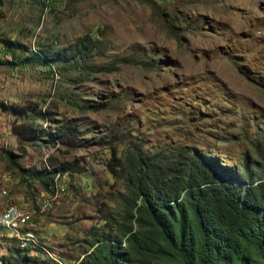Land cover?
<instances>
[{
  "label": "rangeland",
  "instance_id": "rangeland-1",
  "mask_svg": "<svg viewBox=\"0 0 264 264\" xmlns=\"http://www.w3.org/2000/svg\"><path fill=\"white\" fill-rule=\"evenodd\" d=\"M43 49L61 60L0 65V213L17 203L22 224H37L28 238L2 233L0 257L21 240L36 264H78L96 239L129 226L123 164L131 147L190 144L231 166L257 165L264 0L0 1V60ZM16 103H35L31 114L50 110L53 122L37 119L50 131L75 127L76 146H21L9 109ZM48 163L70 168L45 190L38 171Z\"/></svg>",
  "mask_w": 264,
  "mask_h": 264
},
{
  "label": "trees",
  "instance_id": "trees-1",
  "mask_svg": "<svg viewBox=\"0 0 264 264\" xmlns=\"http://www.w3.org/2000/svg\"><path fill=\"white\" fill-rule=\"evenodd\" d=\"M18 47L27 50L22 43ZM20 56L0 60V65L53 66L61 60V52L45 49ZM9 109L17 114L12 130L21 146L37 140L76 146L75 127L62 124L53 132L37 124L38 118L54 121L50 110L31 114L35 103ZM7 154L19 164L16 154ZM249 160L231 166L220 155L190 144L160 150L131 147L123 164L131 223L119 234L96 239L78 264H264V150L255 167ZM47 165L38 176L50 190L56 172L70 167ZM18 246L24 249L1 256L0 264L38 263L33 246H23L21 240Z\"/></svg>",
  "mask_w": 264,
  "mask_h": 264
},
{
  "label": "built area",
  "instance_id": "built-area-1",
  "mask_svg": "<svg viewBox=\"0 0 264 264\" xmlns=\"http://www.w3.org/2000/svg\"><path fill=\"white\" fill-rule=\"evenodd\" d=\"M19 209V205L17 203H14L13 213H9V215H2V213H0V220L6 225V232H0V236H2V233H10L17 238H28L27 227L37 226V224L35 223L20 224V222L17 221V212L19 211ZM1 244L6 247V244H4V240H2Z\"/></svg>",
  "mask_w": 264,
  "mask_h": 264
},
{
  "label": "bare ground",
  "instance_id": "bare-ground-1",
  "mask_svg": "<svg viewBox=\"0 0 264 264\" xmlns=\"http://www.w3.org/2000/svg\"><path fill=\"white\" fill-rule=\"evenodd\" d=\"M48 202L49 203L47 204V206L51 205L52 204V199L48 200ZM13 206L14 205H12V204L9 205L8 208L5 209V211L2 213V215H9V213H13ZM23 220L24 219H23V215H22L21 209H19V211L17 212V221H19L20 224H22ZM0 225L4 229L3 232H5L6 231V225L4 223H2L1 220H0ZM33 241L35 242V240H33Z\"/></svg>",
  "mask_w": 264,
  "mask_h": 264
}]
</instances>
